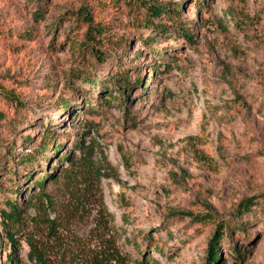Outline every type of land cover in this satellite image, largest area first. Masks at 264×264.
<instances>
[{"label": "rangeland", "instance_id": "rangeland-1", "mask_svg": "<svg viewBox=\"0 0 264 264\" xmlns=\"http://www.w3.org/2000/svg\"><path fill=\"white\" fill-rule=\"evenodd\" d=\"M149 1L178 15L153 29L125 0H0V264H84L108 240L123 264H204L220 222L216 264H264V0ZM82 5L105 26L103 62ZM90 138L99 182L62 171ZM60 170L50 206L28 200ZM7 200L21 211L8 228Z\"/></svg>", "mask_w": 264, "mask_h": 264}, {"label": "trees", "instance_id": "trees-1", "mask_svg": "<svg viewBox=\"0 0 264 264\" xmlns=\"http://www.w3.org/2000/svg\"><path fill=\"white\" fill-rule=\"evenodd\" d=\"M126 3H130L129 8L135 9L137 6L139 8H142L144 10L143 16H139V19L144 21L145 23L149 21L150 24L154 25L153 20L154 18H157L158 16H166L170 19H174L178 15V11L176 7H169L168 5L160 4V3H155V2H150L149 0H125ZM41 10L40 8H37V10L34 12L35 16H41ZM77 20L79 19L82 23L86 25V31L84 34V42L85 46L90 47V53L92 56L96 59L97 62H103L104 57H103V51H100L98 48L99 45L103 43V41H106V29L104 28L105 26H102L100 23H94L93 22V17L89 12V9L87 6L82 5L80 9L76 13ZM146 26V25H145ZM156 28H161V24H155ZM185 38H189V35L187 33H184ZM89 82H93L92 79H89ZM122 81H120L121 83ZM142 84V80L139 79L138 77L135 78L134 82L132 84L124 85L125 90H131L132 87H136ZM11 99L14 98L16 100L17 98L15 96H11ZM18 103V101H16ZM64 105H67V102H63V107ZM3 114L0 113V119H2ZM39 150L40 153H43L47 146L45 143H42L39 145ZM75 150H78L79 156L75 157L74 155H69L65 154L63 159L66 160L68 163V166L65 167L62 171H67L68 168H70V172L72 171V168L74 169V173L78 172L82 179L85 174V172L81 171L80 169L82 168L83 170H87L89 172H92L95 177H96V182H99L100 178L102 176H105L104 174L100 173V170H102L99 166H95L93 163V158H94V152L96 149L101 148L99 143L95 141V139L90 138L88 143H85V141L78 140L75 142L74 145ZM60 149V146L55 145L54 147V152H57ZM30 160V159H29ZM49 160V159H47ZM91 174V173H90ZM61 175V170L60 173L57 175L52 176L51 174L44 176L41 181H35V185H37V191L33 193V195H30L28 200L31 201V199L38 198V202L40 203H46V207L50 206L51 200L49 199L48 194L46 193V187H45V180L49 178L50 181H55L59 176ZM57 177V178H56ZM29 179V176L26 177V180ZM82 182V181H81ZM77 187V185H75ZM74 187V188H75ZM72 189V188H71ZM73 193V191H70ZM264 197V194L262 195ZM35 197V198H34ZM254 197L248 198L243 200L242 202L239 203L238 205V210H243V212H247L250 210V208L254 205ZM8 203V208L9 211L2 212V218L1 220H4L5 226L8 228L9 223L11 224L14 221H18L21 218V211L19 210V207L15 203H11L10 201H6ZM179 215L182 216H189L191 217L194 221L197 222H202L203 219L208 218L204 217V215L200 214H195V213H190V212H179ZM102 214L98 212V220H102ZM229 227L225 223H218L207 243V250H206V258H205V263L204 264H216L219 260V243L224 239L225 236H227ZM234 230H244V227L239 224L234 226ZM7 241L10 244L11 250L14 251L16 248V242L17 240L14 239V235L10 233H6ZM0 245H1V235H0ZM103 250L101 249L100 251H93L92 254L89 257V261L85 262L84 264H123L125 261L123 260V257L119 254V252L116 250V247L110 243L108 240L107 243L103 245ZM234 250L238 251L236 246H233ZM158 253H162V250H157ZM139 253L141 251L139 250ZM142 254V253H141ZM126 261L129 259L127 258L126 255H123ZM13 260L12 258H9V261ZM148 261H154V259L151 256L148 257H142L141 261L139 262L140 264H145ZM45 264V263H41Z\"/></svg>", "mask_w": 264, "mask_h": 264}]
</instances>
